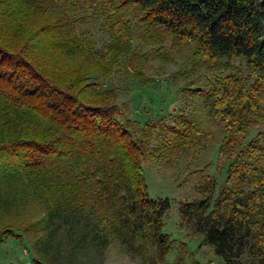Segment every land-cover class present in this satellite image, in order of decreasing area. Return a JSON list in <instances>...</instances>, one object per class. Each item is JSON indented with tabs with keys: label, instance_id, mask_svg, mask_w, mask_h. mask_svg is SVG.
<instances>
[{
	"label": "trees",
	"instance_id": "obj_1",
	"mask_svg": "<svg viewBox=\"0 0 264 264\" xmlns=\"http://www.w3.org/2000/svg\"><path fill=\"white\" fill-rule=\"evenodd\" d=\"M79 9L103 18L108 48L131 32L129 14L175 48L194 46L211 75L210 87L196 92L223 130L218 156L228 167L216 196L212 180L198 187L201 197L181 204V221L204 234L225 264H264V130L245 143L264 120V0H0V211L9 197L1 180L25 176L47 208L36 223L42 243L57 230L53 222L90 218L106 221L129 251L153 250L150 264H169L163 219L170 202L149 194L142 164L149 135L122 121L108 99L114 91H97L83 67L60 59L49 66L55 53L85 50L71 15ZM170 129L177 139L166 140L164 152L183 150L194 130ZM93 229L106 247L99 222ZM8 235L13 229L0 241Z\"/></svg>",
	"mask_w": 264,
	"mask_h": 264
},
{
	"label": "rangeland",
	"instance_id": "obj_2",
	"mask_svg": "<svg viewBox=\"0 0 264 264\" xmlns=\"http://www.w3.org/2000/svg\"><path fill=\"white\" fill-rule=\"evenodd\" d=\"M71 15L85 50L71 55L55 53L49 58L54 62L48 64L57 67L60 59L61 65L83 67L85 79L98 83L97 91H114L115 97L108 99L117 105L122 121L135 132L149 135L150 154L142 161L148 191L153 198L170 202L163 219V232L170 241L166 263L225 264L204 234L183 225L180 216L183 202L201 197L200 185L209 186L215 180L214 194H218L228 167L218 156L223 130L196 92L210 87L211 75L197 60L194 46L185 43L175 48L161 31L138 27L129 14L126 18L131 32L108 48L111 38L103 18L86 15L80 9ZM232 62L244 65L239 59ZM174 126H191L194 132L183 150L166 153V140L177 139L170 129ZM261 130L264 120L247 134L245 143ZM163 153L168 155L162 157ZM27 181L25 176L1 180L9 197L7 208L0 211V233L11 228L14 235L3 236L0 241V264H150L153 250L129 251L105 227L106 221H55L52 225L57 230L51 241L42 243L43 230L36 223L47 208L28 191ZM98 222L101 232L108 236L106 247L93 240V226Z\"/></svg>",
	"mask_w": 264,
	"mask_h": 264
}]
</instances>
